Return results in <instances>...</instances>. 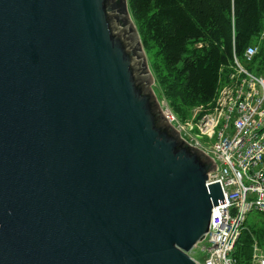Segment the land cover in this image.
<instances>
[{
	"label": "water",
	"instance_id": "95a60500",
	"mask_svg": "<svg viewBox=\"0 0 264 264\" xmlns=\"http://www.w3.org/2000/svg\"><path fill=\"white\" fill-rule=\"evenodd\" d=\"M154 85L128 0H0V264H200L218 164Z\"/></svg>",
	"mask_w": 264,
	"mask_h": 264
},
{
	"label": "trees",
	"instance_id": "16d2710c",
	"mask_svg": "<svg viewBox=\"0 0 264 264\" xmlns=\"http://www.w3.org/2000/svg\"><path fill=\"white\" fill-rule=\"evenodd\" d=\"M128 9L156 95L184 118L194 106L212 102L233 55L243 61L245 47L258 43L264 0H128ZM259 44L252 63L263 64L264 40ZM254 224L235 244L238 264H251L254 241L262 243L264 221Z\"/></svg>",
	"mask_w": 264,
	"mask_h": 264
},
{
	"label": "built area",
	"instance_id": "2783aa9c",
	"mask_svg": "<svg viewBox=\"0 0 264 264\" xmlns=\"http://www.w3.org/2000/svg\"><path fill=\"white\" fill-rule=\"evenodd\" d=\"M263 40L264 13L258 43L245 47L243 61L233 57L212 102L180 118L161 101L165 118L181 138L218 164L206 184L219 181L225 202L211 208L202 239L205 257L201 262L193 257L200 264H238L233 252L248 214L264 216V63H252ZM251 63L258 65L255 72L246 66ZM251 264H264V236L261 244L255 240L252 245Z\"/></svg>",
	"mask_w": 264,
	"mask_h": 264
},
{
	"label": "rangeland",
	"instance_id": "374dc122",
	"mask_svg": "<svg viewBox=\"0 0 264 264\" xmlns=\"http://www.w3.org/2000/svg\"><path fill=\"white\" fill-rule=\"evenodd\" d=\"M247 68H251V70L253 72H255L256 68L258 65H251L250 64H246ZM154 88V86H153ZM158 97V96H157ZM160 100H165L166 101V98L164 97H161L159 98ZM167 102V101H166ZM170 107V106H169ZM195 107V106H194ZM193 107V108H194ZM171 108V107H170ZM192 108V109H193ZM177 114V113H176ZM178 115V114H177ZM179 116V115H178ZM202 139V137H201ZM264 221V216L261 214V213H257V212H250L248 214V220L246 222V226L247 227H251L252 223L254 222L255 224L253 226H256V222L258 223H262ZM204 244L203 241H201L200 243H198L191 251H189V254L192 256V257H195L198 261H203L204 257H205V250L202 248V245Z\"/></svg>",
	"mask_w": 264,
	"mask_h": 264
},
{
	"label": "crops",
	"instance_id": "0c3cea01",
	"mask_svg": "<svg viewBox=\"0 0 264 264\" xmlns=\"http://www.w3.org/2000/svg\"><path fill=\"white\" fill-rule=\"evenodd\" d=\"M219 84H220V80H219V82H218V86H219ZM218 88V87H217Z\"/></svg>",
	"mask_w": 264,
	"mask_h": 264
},
{
	"label": "bare ground",
	"instance_id": "6f19581e",
	"mask_svg": "<svg viewBox=\"0 0 264 264\" xmlns=\"http://www.w3.org/2000/svg\"><path fill=\"white\" fill-rule=\"evenodd\" d=\"M236 56L235 54L233 55V57ZM237 57V56H236Z\"/></svg>",
	"mask_w": 264,
	"mask_h": 264
}]
</instances>
